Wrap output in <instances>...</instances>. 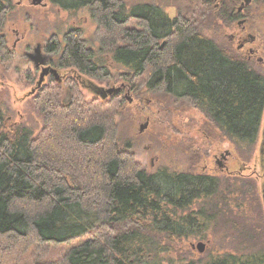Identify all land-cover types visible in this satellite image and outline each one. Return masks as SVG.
<instances>
[{
  "label": "trees",
  "instance_id": "1",
  "mask_svg": "<svg viewBox=\"0 0 264 264\" xmlns=\"http://www.w3.org/2000/svg\"><path fill=\"white\" fill-rule=\"evenodd\" d=\"M51 1L67 10H89L100 50L125 69L120 79L132 89L187 101L241 146L257 141L264 73L232 42L201 30L209 18L230 28L241 18L249 22L248 6L238 11L243 0H202L208 10L174 17L148 1ZM12 9V0H0V61L7 70L14 53L3 29ZM133 19L136 28L128 27ZM82 35L72 28L62 42L53 36L48 50L59 54V67L109 81L110 68ZM69 87L68 100L54 80L36 87L32 103L43 117L37 136L13 125L0 105V264H23L32 247L39 255L36 264H264V250L226 252L198 263L164 259L161 246L167 251L177 240L206 237L222 181L168 168L149 173L119 144L123 93L88 101L75 80ZM76 240L59 260L41 259L48 246Z\"/></svg>",
  "mask_w": 264,
  "mask_h": 264
},
{
  "label": "rangeland",
  "instance_id": "2",
  "mask_svg": "<svg viewBox=\"0 0 264 264\" xmlns=\"http://www.w3.org/2000/svg\"><path fill=\"white\" fill-rule=\"evenodd\" d=\"M12 1L13 9L3 33L14 53V60L10 70L0 61V105L13 125L27 127L34 136L40 134L43 117L32 103L40 72L36 70L35 63L28 54L35 52L37 44L45 48L52 36L62 42L69 29L78 28L82 31V38L87 41L88 46L110 68L111 78L107 82H99L74 68L58 67L59 74L63 77L60 83L64 89L63 100L69 98L71 80L77 82L88 101L94 97L105 101L114 92L102 98L98 89L116 88L121 83H127L120 79L125 69L100 50L98 26L88 9L67 10L51 0H45L46 5H32L31 0ZM123 1L127 4L146 1L158 4L171 17L180 11L187 13L191 9H209L203 5L202 0ZM247 9L253 17L246 22L244 30L237 23L230 28L222 25L219 20L216 23L211 21V18L209 25L202 24L201 30L207 36L232 42V48L241 54L246 53L250 44L242 49L238 47L242 39L251 34L256 37L254 46H262L259 55L264 57V0L253 1ZM246 11L245 9L243 13ZM137 26L134 19L128 24V27ZM43 52H47L46 49ZM48 55L56 66L59 54ZM251 63L256 70L264 71V62H257L256 57ZM47 82L48 78L45 79V83ZM122 95L125 99L124 108L117 118L119 144L122 149L132 151L135 160L145 170L154 173L168 168L171 171L206 173L217 176L222 181L221 192L214 199L218 211L212 215L209 229L204 232L206 237L191 236L177 240L167 251L165 245L161 246L164 259L170 256L173 262L198 263L226 252L249 253L264 250V172L260 167L259 138L252 146H241L214 127L199 109L187 101L173 99L158 92L151 98L146 87L139 92L136 89L125 91ZM146 121L147 128L140 132L141 124ZM222 153L227 159L221 157ZM203 204L204 201L201 202ZM209 204L207 199L206 206ZM197 206L198 203L194 205L195 208ZM245 231H249L254 237L247 238ZM199 242L205 243L203 252L197 249ZM77 243L78 240L69 244L50 245L48 256L41 259L48 262L59 260ZM35 250L34 247L29 249L23 264H36L39 255Z\"/></svg>",
  "mask_w": 264,
  "mask_h": 264
},
{
  "label": "flooded vegetation",
  "instance_id": "3",
  "mask_svg": "<svg viewBox=\"0 0 264 264\" xmlns=\"http://www.w3.org/2000/svg\"><path fill=\"white\" fill-rule=\"evenodd\" d=\"M214 1H219V0H214ZM253 1H256V0H253ZM253 1L249 4V5H251L252 3H253ZM249 5H247V6H249ZM247 6H245L244 8H243V10L242 11H239V9H238V11L239 12H243L244 10H245V8L247 7ZM246 22H247V19L246 18H241V19H239L236 23H237V25H238V27L239 26H241V28H242V30H244L245 29V27H246ZM69 31V30H68ZM67 31V32H68ZM66 32V33H67ZM51 38H53V36L51 37ZM231 39H233L232 38V36H231ZM50 41V40H49ZM256 41V37H254L253 35H251V34H248V35H246L243 39H242V41H241V43H240V45H239V49H242V47H244V46H246L247 44H250V47H248L247 48V50H246V53H244V55L247 57V59H248V61L249 62H252V60L254 59V57H256V60H257V62H259V63H263L264 62V57L262 56V54L261 55H259L260 54V51H261V48H262V46H260V45H255L254 46V42ZM38 46H40V48H41V53L43 54V55H45L46 56V63H45V65L43 66H39V67H37V66H35V68H36V70L37 71H39L40 72V74H41V71H42V69L44 68V67H48L49 68V72H48V74L45 76V79H49V81H52V80H54L56 83H58V84H60L62 81H63V77H61V75L59 74V71H58V67H59V65H56L55 66V63H54V61L50 58V56L48 55L49 53H51V54H57L56 52H53V51H49L48 50V44L46 45V47L45 48H43V46L41 45V44H37V46H36V48L38 47ZM36 48H35V50H36ZM44 49H46V51L48 52H43V50ZM263 49V48H262ZM259 55V56H258ZM258 56V57H257ZM61 68V67H60ZM51 69H55L57 72H58V74H59V77L58 78H60V80L58 81V78H57V76L51 71ZM258 71V70H257ZM259 72H261V71H259ZM261 73H264V71L263 72H261ZM45 79H44V81H43V83H45ZM42 83V84H43ZM41 84V85H42ZM39 86V85H38ZM102 89H98L97 91H99V93L101 94V91ZM131 90H133L132 89V87L128 84V83H121V85H120V89H119V92H121V93H125V91L126 92H130ZM259 138V156H260V167H261V170L264 172V115H263V119H262V123H261V130H260V136L258 135V137H257V139ZM258 141V140H257ZM256 143V142H255ZM221 157H224V159H227V156H225V154H221ZM262 186H264V183L262 184ZM263 195H264V188H263Z\"/></svg>",
  "mask_w": 264,
  "mask_h": 264
},
{
  "label": "water",
  "instance_id": "4",
  "mask_svg": "<svg viewBox=\"0 0 264 264\" xmlns=\"http://www.w3.org/2000/svg\"><path fill=\"white\" fill-rule=\"evenodd\" d=\"M253 0H243V3L241 4V6L239 7V11H242L243 8L247 5H249ZM31 4L32 5H46L47 3H45V0H31ZM29 58L31 60L34 61L35 63V66L39 67V66H44L45 63H46V56L43 55L41 53V48L40 46H38L35 50L34 53H29L28 54ZM51 71L57 76V78L59 77V74L58 72L55 70V69H51ZM49 72V68L48 67H44L41 71V74H40V78H39V81H38V85L40 86L44 79H45V76L48 74ZM60 80V78H58V81ZM120 89V86L119 87H116V88H109V89H102L101 91V95H102V98H105L107 96V94H111L113 92H118ZM148 126V121H146L144 124H141L140 126V129L139 131L140 132H143ZM197 249L200 251V252H203L205 250V243L203 242H199L197 244Z\"/></svg>",
  "mask_w": 264,
  "mask_h": 264
}]
</instances>
